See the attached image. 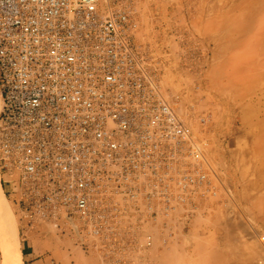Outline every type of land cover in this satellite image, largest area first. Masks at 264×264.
I'll return each mask as SVG.
<instances>
[{"label":"built area","instance_id":"2783aa9c","mask_svg":"<svg viewBox=\"0 0 264 264\" xmlns=\"http://www.w3.org/2000/svg\"><path fill=\"white\" fill-rule=\"evenodd\" d=\"M142 14L138 0H0V174L24 238L67 228L101 258L142 254L153 228L217 197Z\"/></svg>","mask_w":264,"mask_h":264},{"label":"rangeland","instance_id":"374dc122","mask_svg":"<svg viewBox=\"0 0 264 264\" xmlns=\"http://www.w3.org/2000/svg\"><path fill=\"white\" fill-rule=\"evenodd\" d=\"M194 3L138 0L145 40L160 63L163 93L201 144L219 183L217 197L206 204L209 208L190 219L248 223L264 253V73L226 66L230 53L219 51V42L204 43L190 32L188 15ZM254 7L264 11L262 3ZM248 8L247 0H219V11L247 12ZM0 183L16 221L22 264H31L24 256L27 245L8 185ZM50 235L49 244H33L29 249H57L62 254L48 260L37 257L33 264H139L133 250L119 258H101L67 228Z\"/></svg>","mask_w":264,"mask_h":264},{"label":"crops","instance_id":"0c3cea01","mask_svg":"<svg viewBox=\"0 0 264 264\" xmlns=\"http://www.w3.org/2000/svg\"><path fill=\"white\" fill-rule=\"evenodd\" d=\"M256 3L264 4V0H247V12H225L219 11V0H195L193 12L188 15L189 30L204 43L219 42V51L230 53L225 58L226 66L264 73V11L257 12ZM0 180L6 182L1 174ZM19 227L23 232L21 222ZM250 227L245 222L220 219H191L172 227L156 226L151 246L155 245L147 250L148 255L144 250L136 256L139 264H264V253L254 231L248 230ZM51 231L43 227L22 239L27 245L24 256L31 264L37 257L48 260L62 254L57 249H29L33 244H49ZM162 238L167 242L161 243Z\"/></svg>","mask_w":264,"mask_h":264},{"label":"bare ground","instance_id":"6f19581e","mask_svg":"<svg viewBox=\"0 0 264 264\" xmlns=\"http://www.w3.org/2000/svg\"><path fill=\"white\" fill-rule=\"evenodd\" d=\"M0 255L3 264H22L16 221L0 184Z\"/></svg>","mask_w":264,"mask_h":264}]
</instances>
